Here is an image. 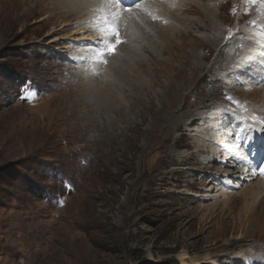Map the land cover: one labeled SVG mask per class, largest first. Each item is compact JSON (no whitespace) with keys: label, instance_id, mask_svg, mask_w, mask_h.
Segmentation results:
<instances>
[{"label":"rangeland","instance_id":"obj_1","mask_svg":"<svg viewBox=\"0 0 264 264\" xmlns=\"http://www.w3.org/2000/svg\"><path fill=\"white\" fill-rule=\"evenodd\" d=\"M59 2L73 1L0 0V264H264V191L228 171L251 142L264 164L262 130L240 131L264 119V4L142 0L139 37L113 7L109 54L101 2L46 24ZM91 23L98 52L78 60ZM52 26L67 38L47 43ZM222 126L228 140H211Z\"/></svg>","mask_w":264,"mask_h":264},{"label":"bare ground","instance_id":"obj_2","mask_svg":"<svg viewBox=\"0 0 264 264\" xmlns=\"http://www.w3.org/2000/svg\"><path fill=\"white\" fill-rule=\"evenodd\" d=\"M73 2L72 3H61V2H59V4L58 5H56L57 7H53V10H51V12L50 13H48V16H42L41 17V19L42 20H44V19H46L44 22L46 23V24H49V23H51V21H52V19H53V17H54V15L53 14H57V13H61V10H64V14H65V16H69L70 14H72L74 11H79V9H80V6L82 5L83 7H84V9H85V11H84V14H85V16L87 17H89L92 13H94V11H96V6H97V4H98V1L99 2H101V9H106V11L108 12H106V14H104L103 16L105 17V16H107V18H109V19H107L113 26H112V28L115 26V23H114V18H113V16L115 17V14L113 15V5H111V4H109L108 2H107V0H92L91 2H89V3H87V0H72ZM128 0H123V4H126V2H127ZM79 2H80V4H79ZM73 3H75V6H73ZM143 4V3H142ZM47 7H49V3L46 5ZM145 7H146V5H144ZM143 6V7H144ZM35 7V6H34ZM34 7L33 8H30L29 9V12H31V11H34L35 12V9H34ZM142 7V8H143ZM144 7V8H145ZM117 9V8H116ZM135 10V9H134ZM144 10V9H143ZM42 11V10H41ZM136 11V10H135ZM104 12V13H105ZM117 12V11H116ZM115 12V13H116ZM141 12H143V11H141ZM122 14L123 13H125L124 15H123V18L122 19H120V21H121V23L120 24H123L124 22H126V23H129L130 24V28H129V32H130V34H128V35H132L133 37H139L140 36V29H137L138 28V24H132V21H133V19H130V18H132V16L135 14L136 16L135 17H137V14L138 13H140V12H136V13H134L133 15H131V17H130V13H128V12H121ZM147 13V12H146ZM132 14V13H131ZM145 15V14H144ZM146 16V15H145ZM86 17H83L84 18V20H85V18ZM138 17H141V16H138ZM147 17V16H146ZM82 18V19H83ZM82 19H80V20H77V22H78V24H80L81 22L80 21H82ZM90 19V18H89ZM102 19V21H103V18H101ZM139 19V18H138ZM112 22H111V21ZM114 20V21H113ZM134 20H136V19H134ZM142 21V20H141ZM145 21H146V19H145ZM144 21V22H145ZM84 22V21H83ZM90 22H91V20H90ZM116 22V21H115ZM147 22V21H146ZM145 22V23H146ZM94 23V22H93ZM93 23H91V25L94 27V29L91 31L89 28H85V27H82V26H80V27H78V29H77V32L78 33H80V35L79 36H76V37H74V40L75 41H78L79 43H80V52L78 53L79 55H78V60H82V58L80 57V55H82L83 53L81 52V50H83L84 51V53H86L87 55L89 54V52H91V50L90 49H92L93 50V52L91 53V55L92 56H96V52H98V44H96V43H98V38H94V36H96V34L98 33H96V34H94L97 30H96V28L97 27H95L94 26V24ZM96 23V22H95ZM117 23V22H116ZM68 24H70L69 22H66V21H60L59 22V24H58V30H64L65 29V27H66V25H68ZM144 24V23H143ZM107 25V24H106ZM150 26V25H149ZM142 27V29H144V31L145 32H147V35H153L154 33H153V31L151 30L152 28H150V27H148L146 24H144V26H141ZM107 29V28H106ZM57 30V31H58ZM56 31V29H55V27H51L50 29H49V31L45 34V36L46 35H53L48 41H47V43H56V42H60V41H62V40H64V39H66L67 38V34L65 35H59L58 34V32ZM126 32H128V31H126ZM97 37H98V35H97ZM100 38V37H99ZM140 40H142V42L143 43H145V44H147L146 43V41H144L143 39H142V37L140 38ZM126 43L127 44H130L129 46H130V49L132 50V51H134V49H135V47H136V45L134 44V43H132V42H130V40H129V42L128 41H126ZM64 44V43H63ZM95 46V47H94ZM97 46V47H96ZM150 46V45H149ZM209 46V45H208ZM253 45H250L249 47H251V48H253L252 47ZM151 47V46H150ZM65 48V47H64ZM63 48V49H64ZM67 48V47H66ZM102 48V47H101ZM105 48H106V46H105ZM104 51H106V49L104 50ZM260 53H262V51H260ZM110 54V53H109ZM74 55V54H73ZM258 55H260V54H258ZM131 57H133L132 55H131ZM259 57V56H258ZM102 58V57H101ZM128 58V55H125V57H122V59H127ZM193 58V57H192ZM201 59V58H200ZM255 61V58L254 57H252V56H247V58H245L244 59V62H243V65H237L236 67H238V68H242V70L243 71H247V72H249L248 70H245V69H243V68H248V66L250 65V64H252L251 62H254ZM129 62H131V61H129ZM200 63V62H199ZM256 63H263L262 61H257L256 60ZM100 65V64H99ZM102 66V65H101ZM100 68V67H99ZM106 68V67H105ZM104 68V69H105ZM104 69H102V72L104 71ZM107 70H110V69H108L107 68ZM106 70V71H107ZM195 70V69H194ZM183 71V70H182ZM100 74V73H99ZM106 74H109L110 76H113L112 75V73H107L106 72ZM264 74V73H263ZM262 74V75H263ZM261 75V76H262ZM101 78H103L104 79V77H105V73H101V76H100ZM184 77V76H183ZM178 78V77H177ZM99 82H101V81H99ZM176 83V82H175ZM89 84V83H88ZM99 85H101V84H99ZM90 86V85H89ZM101 86H103V85H101ZM100 87V86H99ZM215 123V125H214V128H218L217 127V125H216V121L214 122ZM235 127H237V126H235ZM235 127H233L234 129H235ZM232 128V129H233ZM224 129V126H222L219 130H217V132H214L215 134L212 136L211 135V140H213V141H215L216 139H219V140H223V141H226V140H228V138L229 137H227V136H224V137H220V135H221V133H220V131H222ZM239 129V128H238ZM225 130H226V128H225ZM238 132V131H237ZM236 133V132H235ZM210 134H213L212 132L210 133ZM246 135H247V133H245ZM245 134H244V136H245ZM191 135H193V136H198L199 134H195V133H193V132H191ZM252 135H253V133H252ZM248 136H249V133H248ZM244 142V141H243ZM257 143V145H260L262 142H261V138H259L258 139V142H256ZM253 144H255L254 142H251V143H249L248 144V146H247V148H244L243 146L242 147H238V153H243L244 154V157L243 156H241L240 155V159H239V157L237 158V162H235L233 159L232 160H230V161H228V163H229V169H228V171L229 172H232L233 174H235L234 176H236V177H239V178H243V179H246V177L247 176H249L247 173H249L253 178L254 177H256L257 178V181H258V184H259V192H258V194H257V196H256V198H258L259 197V195L262 193V191H264V179H262V178H260V177H257V176H260L261 174H259V170H257L255 167H254V165H256V160L257 161H259V158H257L258 157V155H256L255 154V156H253L252 158H250L251 156H249V155H247L246 154V152H248V151H251L252 150V145ZM252 152V151H251ZM253 153H255V152H253ZM244 158H246L245 159V161H248V163L246 164V163H243L242 164V161L244 160ZM240 162H239V161ZM255 163V164H254ZM232 167L234 168L235 167V169H233L232 170ZM253 169H256L257 170V174L256 175H252V171H253ZM247 172V173H246ZM246 176V177H245ZM261 176H263V175H261ZM152 182V179L150 178L149 180H148V183H151ZM210 188L211 187H207L205 190H210ZM245 192H246V190H244ZM249 209H250V207H249ZM203 224V223H202ZM201 224V225H202ZM203 225H205V223L203 224ZM202 227V226H201ZM203 229L202 228H200V230L199 231H202ZM241 237V236H240ZM239 237V238H240ZM236 238V240H242V238ZM226 245H228L227 243H223V246H226ZM211 249H214V248H211ZM215 250H217V248H215ZM186 257H188V255L186 254V253H183L182 254V258H186ZM234 260L237 262L236 264H239L240 263V261H239V259H241L242 258V255H240V254H235L234 255ZM193 262H194V264H208V263H210V264H218L217 263V261L215 260V259H212L210 256H208V254L207 255H201V256H199V257H196L194 260H193ZM263 262H264V259H263ZM248 264H250V262L248 263Z\"/></svg>","mask_w":264,"mask_h":264},{"label":"snow or ice","instance_id":"obj_3","mask_svg":"<svg viewBox=\"0 0 264 264\" xmlns=\"http://www.w3.org/2000/svg\"><path fill=\"white\" fill-rule=\"evenodd\" d=\"M107 2L111 5H113L114 8H119L120 12H128V13H132L135 10H141L142 9V0H134L133 4H123V0H107ZM247 2L250 3H257V0H247ZM259 2L261 4H264V0H259ZM147 11V10H146ZM233 11H235V9H233ZM120 12L116 13V16L118 17L120 15ZM149 14H151L149 12ZM154 20L158 19V17L153 16L152 17ZM103 19L105 20V22L107 23V17H103ZM109 30L112 32V35L115 37L114 41H109L107 43L106 46V52L107 53H113L116 50V47L122 43V39H121V34L120 31L118 29L112 28V26L109 24L108 25ZM103 53H100L98 55H102ZM229 114H233L234 110L233 109H228ZM236 119H240L241 122L243 123L244 117L243 115H241L240 117H235ZM257 126H259V128L262 130L261 131V135H264V119H260L259 117L253 116L252 118L249 119V122L246 126L241 127L240 131L241 132H246L249 133V137L250 139L254 140L255 137L252 136V133L256 132L257 130ZM239 140L240 137L238 135L237 138V145L233 146L229 149V151H235V148L239 146ZM247 143V141H246ZM253 150L255 151L256 145L253 144L252 145ZM257 174V170L253 169L252 171V175H256ZM259 174L264 175V164H262L259 167Z\"/></svg>","mask_w":264,"mask_h":264}]
</instances>
